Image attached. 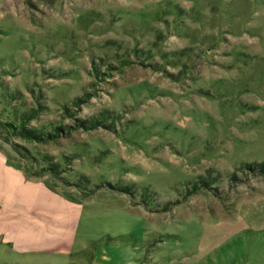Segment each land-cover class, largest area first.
Segmentation results:
<instances>
[{
    "label": "rangeland",
    "instance_id": "rangeland-1",
    "mask_svg": "<svg viewBox=\"0 0 264 264\" xmlns=\"http://www.w3.org/2000/svg\"><path fill=\"white\" fill-rule=\"evenodd\" d=\"M0 151L81 203L42 263L264 264V0H0Z\"/></svg>",
    "mask_w": 264,
    "mask_h": 264
},
{
    "label": "crops",
    "instance_id": "crops-1",
    "mask_svg": "<svg viewBox=\"0 0 264 264\" xmlns=\"http://www.w3.org/2000/svg\"><path fill=\"white\" fill-rule=\"evenodd\" d=\"M81 211L71 194L28 177L0 151V264H48L41 260L67 258ZM106 257L99 260L108 262Z\"/></svg>",
    "mask_w": 264,
    "mask_h": 264
}]
</instances>
